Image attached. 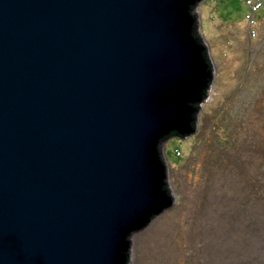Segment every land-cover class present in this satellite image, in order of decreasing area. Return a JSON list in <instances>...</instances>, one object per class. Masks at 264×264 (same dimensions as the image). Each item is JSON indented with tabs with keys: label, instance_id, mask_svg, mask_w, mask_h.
I'll list each match as a JSON object with an SVG mask.
<instances>
[{
	"label": "water",
	"instance_id": "95a60500",
	"mask_svg": "<svg viewBox=\"0 0 264 264\" xmlns=\"http://www.w3.org/2000/svg\"><path fill=\"white\" fill-rule=\"evenodd\" d=\"M194 1L0 0V264H121L174 203L156 146L209 76Z\"/></svg>",
	"mask_w": 264,
	"mask_h": 264
},
{
	"label": "rangeland",
	"instance_id": "374dc122",
	"mask_svg": "<svg viewBox=\"0 0 264 264\" xmlns=\"http://www.w3.org/2000/svg\"><path fill=\"white\" fill-rule=\"evenodd\" d=\"M202 0L215 78L195 132L162 144L174 203L132 236L130 264H264V7Z\"/></svg>",
	"mask_w": 264,
	"mask_h": 264
},
{
	"label": "trees",
	"instance_id": "16d2710c",
	"mask_svg": "<svg viewBox=\"0 0 264 264\" xmlns=\"http://www.w3.org/2000/svg\"><path fill=\"white\" fill-rule=\"evenodd\" d=\"M200 1L201 0H195L187 8V12L191 20L189 36L194 41V43L198 47H200L201 49L200 54L203 56L204 63L206 65V71L209 72V76L204 81L201 88L195 93L196 97L190 101H187L189 107L194 108V110H192L191 112L190 125L193 128L191 133L185 132V133L179 134L177 130L170 129L159 137L158 145L156 146V154L158 155L157 160L162 161L163 164H166L167 162L165 158H163V155H162V144L170 137H173V136L188 137L195 132L197 120H198V112L201 110L202 102L209 96L210 85L214 77L213 76L214 75V63L210 55L209 47L205 43V40L203 36L201 35L200 28H199L197 7ZM160 186H161L162 191L166 192L168 195H172V189L170 187L168 175L166 173L160 180ZM130 255L131 254H130L129 248L123 251V260L121 264H130L129 263Z\"/></svg>",
	"mask_w": 264,
	"mask_h": 264
},
{
	"label": "built area",
	"instance_id": "2783aa9c",
	"mask_svg": "<svg viewBox=\"0 0 264 264\" xmlns=\"http://www.w3.org/2000/svg\"><path fill=\"white\" fill-rule=\"evenodd\" d=\"M245 3L248 7V11L246 13V20L249 26V36L250 38H256L258 34L257 25L258 18L257 12L259 9L264 7V0H245Z\"/></svg>",
	"mask_w": 264,
	"mask_h": 264
}]
</instances>
